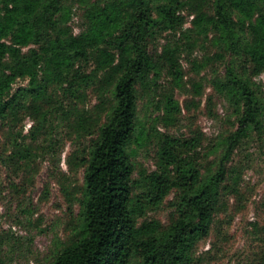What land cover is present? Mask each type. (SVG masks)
<instances>
[{
	"label": "trees",
	"instance_id": "obj_1",
	"mask_svg": "<svg viewBox=\"0 0 264 264\" xmlns=\"http://www.w3.org/2000/svg\"><path fill=\"white\" fill-rule=\"evenodd\" d=\"M76 8L78 34L71 25ZM166 33L214 35L221 52L199 71L225 56L229 62L223 75L213 71L205 110L218 119L215 99H222L231 126L207 166L200 163L203 134L155 135L157 170L149 173L134 163L133 146L157 132L140 123V97L152 105L163 74L177 85L184 80L179 45H158ZM20 80L27 86L14 89ZM202 89L194 87L200 99ZM89 92L97 100L92 108ZM162 109L164 125L174 126L182 107L173 92ZM27 119L34 124L23 135ZM0 127L11 159H22L25 170L37 157L32 144L52 131L66 129L79 145L91 138L69 157L71 168L84 170L79 213L51 264H204L200 247L227 182L238 179L227 164L245 139H264V0H0ZM166 205L168 223L148 217ZM256 264H264V250Z\"/></svg>",
	"mask_w": 264,
	"mask_h": 264
},
{
	"label": "rangeland",
	"instance_id": "obj_2",
	"mask_svg": "<svg viewBox=\"0 0 264 264\" xmlns=\"http://www.w3.org/2000/svg\"><path fill=\"white\" fill-rule=\"evenodd\" d=\"M74 11L71 25L78 34L82 29V11L79 8ZM184 14L188 16L187 12ZM192 19L189 17L186 28H191ZM213 38V34L206 40L195 33L174 37L166 33L160 38L159 46L168 40L179 45L184 80L177 85L163 74L151 91L155 98L153 104L146 96L140 97V123L147 129L155 128L157 132L152 130L150 139L141 142L140 147L133 146L137 170L143 168L149 173L157 170L154 145L157 139L154 136L165 133L183 139H191L197 132L203 134L204 142L199 151L204 157L200 163L207 166L215 160L217 153L212 147L231 125L226 121L228 105L222 99H215L218 119L210 118L205 110L208 95L212 94L210 81L213 71L223 75L229 62L225 56V60L216 59L199 71L205 58L221 52ZM195 42H198L196 47L190 49L188 45ZM27 84V81L20 80L14 89ZM198 86L203 88L202 99L194 95V87ZM172 92L180 102L182 114L174 126L167 127L162 121L164 110L160 108L165 97ZM88 94L86 107L92 108L97 100L91 92ZM33 124L31 119L24 122L23 135L28 134ZM17 130L22 128L19 126ZM67 132L66 129L52 131L46 139L42 137L32 144L37 157L25 170L22 159H11L10 138L7 130L0 127V264H51L76 225L79 213L77 198L81 196L84 170L71 168L68 161L78 147L87 149L91 138L82 139L79 145L75 139L69 138ZM53 145L54 153L48 154V147ZM227 168L233 170L238 179L235 185L232 181L227 182L228 188L223 191L214 229L201 245L199 255L206 257L204 264H256L264 250V139L255 135L245 139L235 150ZM170 209L166 205L149 213L148 217L168 223Z\"/></svg>",
	"mask_w": 264,
	"mask_h": 264
}]
</instances>
